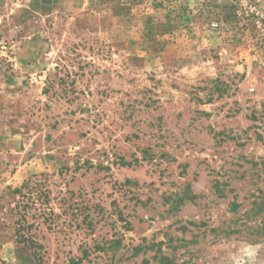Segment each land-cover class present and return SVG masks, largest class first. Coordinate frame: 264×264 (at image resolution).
<instances>
[{
	"label": "rangeland",
	"instance_id": "obj_1",
	"mask_svg": "<svg viewBox=\"0 0 264 264\" xmlns=\"http://www.w3.org/2000/svg\"><path fill=\"white\" fill-rule=\"evenodd\" d=\"M34 175L42 264H264V0H0V264Z\"/></svg>",
	"mask_w": 264,
	"mask_h": 264
},
{
	"label": "trees",
	"instance_id": "obj_2",
	"mask_svg": "<svg viewBox=\"0 0 264 264\" xmlns=\"http://www.w3.org/2000/svg\"><path fill=\"white\" fill-rule=\"evenodd\" d=\"M44 178V179H43ZM52 189L50 181L45 175H34L21 188L14 191L16 194L15 232L17 241L24 244L34 253L39 264L43 263V253L45 245L41 241L42 225H49L48 230L55 228L62 229L59 223V216L55 214L53 208L49 207L52 202ZM59 226V227H58ZM144 247L139 245L134 249L138 254ZM88 250L84 257H87ZM161 264H173V260L167 256L159 257Z\"/></svg>",
	"mask_w": 264,
	"mask_h": 264
}]
</instances>
